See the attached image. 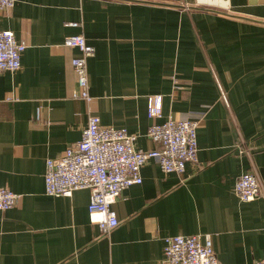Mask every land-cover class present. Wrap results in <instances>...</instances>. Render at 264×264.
<instances>
[{
    "label": "crops",
    "instance_id": "obj_1",
    "mask_svg": "<svg viewBox=\"0 0 264 264\" xmlns=\"http://www.w3.org/2000/svg\"><path fill=\"white\" fill-rule=\"evenodd\" d=\"M76 23L77 25H71ZM0 30L26 43L0 74V264H160L164 239L209 234L222 264L264 258V0H17ZM84 35L90 102L77 89L66 36ZM225 93L226 100L222 97ZM162 116L197 122V161L163 173L153 158L123 189L108 234L90 220L88 188L45 194V161L81 138L88 117L136 134L150 151V95ZM256 173L243 201L238 176Z\"/></svg>",
    "mask_w": 264,
    "mask_h": 264
},
{
    "label": "built area",
    "instance_id": "obj_2",
    "mask_svg": "<svg viewBox=\"0 0 264 264\" xmlns=\"http://www.w3.org/2000/svg\"><path fill=\"white\" fill-rule=\"evenodd\" d=\"M16 1L0 0V12L10 11ZM63 44L80 52L79 56L70 59L77 84L71 96L90 102L86 59L94 54V47L82 34L66 36ZM26 47L13 31L0 30V74L4 71L13 73L21 68V55ZM221 92L226 100L225 93ZM146 111L148 118L152 119L147 135L159 148L137 150L133 146L136 134H130L122 127L103 125L98 115L91 114L80 140L67 146L60 157L45 161V194L69 196L74 190L88 188L90 220L98 226L99 232L108 234L118 225L111 205L123 189L142 182L140 170L148 160L153 158L158 162L163 173H182L186 162L198 164L197 122L168 117L163 123H157L155 120L163 112L161 94L149 96ZM260 190L261 182L256 173L239 175L234 185L235 194L243 201L255 200ZM17 198V193L5 186L0 187V210L14 207ZM163 248L160 264H222L216 257L209 234L204 237L172 235L164 239ZM255 264H264V258Z\"/></svg>",
    "mask_w": 264,
    "mask_h": 264
}]
</instances>
